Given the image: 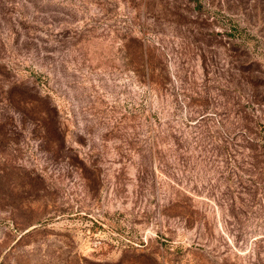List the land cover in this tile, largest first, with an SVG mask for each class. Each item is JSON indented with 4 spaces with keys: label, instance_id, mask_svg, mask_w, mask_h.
Instances as JSON below:
<instances>
[{
    "label": "rangeland",
    "instance_id": "1",
    "mask_svg": "<svg viewBox=\"0 0 264 264\" xmlns=\"http://www.w3.org/2000/svg\"><path fill=\"white\" fill-rule=\"evenodd\" d=\"M0 264H264V0H0Z\"/></svg>",
    "mask_w": 264,
    "mask_h": 264
}]
</instances>
